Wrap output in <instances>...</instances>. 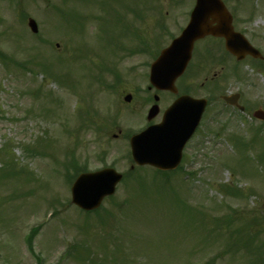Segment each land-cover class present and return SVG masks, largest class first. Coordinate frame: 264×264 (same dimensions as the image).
<instances>
[{
    "label": "rangeland",
    "instance_id": "obj_1",
    "mask_svg": "<svg viewBox=\"0 0 264 264\" xmlns=\"http://www.w3.org/2000/svg\"><path fill=\"white\" fill-rule=\"evenodd\" d=\"M64 1L0 0V50L14 59L0 55V165L12 172L26 166L27 172L0 176V264H36L37 255L40 264H199L211 257L214 264H247L258 258L264 264V126L259 123L242 126L226 122V116L212 123L207 115L188 149L195 158L196 178L177 174L164 182L150 166L136 167L116 194L104 200L103 222L86 218L74 206L66 208L70 183L60 170L71 158L70 150L89 170L113 165L129 173L127 134L146 122L147 95L137 89L147 85L154 51L130 52L138 46L137 39L132 31L119 37L117 20L164 45L178 34L193 0H156V5H150L154 0H67L62 6ZM226 2L238 18L239 8L244 11L243 26L264 46V0ZM130 4L143 13L139 20L128 9ZM53 5L59 8L52 10ZM29 17L37 21V33L30 30ZM160 23L167 27L160 30ZM117 41L126 50L121 52ZM30 58L42 60L34 66L38 76L16 65V60ZM207 59L196 62V71L189 70L183 80L203 95L210 89L203 80L214 71ZM48 66L60 74L47 75L42 70ZM113 69L120 81H115ZM97 73L116 87L108 89L99 78L93 80ZM248 74L253 85L246 86V92L257 103L264 97V81L255 72ZM59 75L68 81L58 80ZM128 93L131 102L124 99ZM254 125L260 132L253 142H225L230 135L250 139ZM39 137L45 139L38 143L36 156L27 147L37 145ZM2 169L0 174L5 173ZM28 171L35 176L30 178ZM229 185L241 187L245 194H228ZM120 204L127 208L117 211ZM57 209L62 212L53 216ZM218 216L224 228L213 221ZM254 218L253 228L260 233L233 252L228 234L241 239L233 230ZM77 246H84L86 256L77 258Z\"/></svg>",
    "mask_w": 264,
    "mask_h": 264
},
{
    "label": "water",
    "instance_id": "obj_2",
    "mask_svg": "<svg viewBox=\"0 0 264 264\" xmlns=\"http://www.w3.org/2000/svg\"><path fill=\"white\" fill-rule=\"evenodd\" d=\"M29 24L34 31L37 29L34 20H30ZM208 33L225 35L228 38V47L235 53H238L239 50L241 52L249 50L245 43L241 41L234 42L235 38L232 33L231 16L221 0H197L188 26L162 52V55L153 64L152 71L154 78L162 81V83L170 82L171 86H173L176 77L186 67L191 56L194 41ZM178 105L182 104L178 103ZM198 106L199 109L195 107L199 112L198 116L194 119V123L198 122L204 101L202 103L200 102ZM155 145L159 146V149H153V151L157 154L162 153L163 150H160V146L163 145L159 143ZM142 152L144 153V151ZM138 155L139 157H136L138 162H151L161 165L158 162L159 160L152 158V155ZM160 159L165 162L163 158ZM120 178L121 174L109 168L95 173L82 174L72 187V200L86 209L94 208L100 204L106 194L114 191L115 185Z\"/></svg>",
    "mask_w": 264,
    "mask_h": 264
},
{
    "label": "flooded vegetation",
    "instance_id": "obj_3",
    "mask_svg": "<svg viewBox=\"0 0 264 264\" xmlns=\"http://www.w3.org/2000/svg\"><path fill=\"white\" fill-rule=\"evenodd\" d=\"M241 25V24H240ZM235 29L242 32L246 33L244 29H241L240 27L234 25ZM221 44H224V39L222 38L220 40ZM257 46V44H255ZM259 46V45H258ZM257 46V47H258ZM201 51V47L198 46L194 50V55L195 52ZM208 56V64L211 65L214 69L213 74L209 78V87H210V97L211 101H215L218 99V97H223L225 95H231L233 96V100L237 104H229L225 101L224 103V111L218 112V110H214L212 114H214V119L221 118L223 116H228V113L236 115V117L239 116L243 117V114L245 116L246 111H252L257 109H264V97L261 98V101L254 103L253 100L248 97L247 92H246V86L251 87L253 85V80L251 78H247L246 76L238 77V72H242V68H244L245 64L247 62H252L253 56L252 55H246L242 60H237L236 56H234L232 53L228 52H216V53H211L210 51L206 53ZM258 60V70L259 74L262 75L263 80H264V54L262 56H259L256 58ZM243 63V64H242ZM239 64V66H238ZM242 64V66H241ZM234 83H238L239 86L237 89L234 90ZM226 86V87H224ZM179 93H183V91H179ZM176 94L174 97L171 94V92H168V94L163 95L160 97V100L163 98H176L178 95ZM238 94V95H235ZM253 120V119H252ZM218 122V121H214Z\"/></svg>",
    "mask_w": 264,
    "mask_h": 264
},
{
    "label": "trees",
    "instance_id": "obj_4",
    "mask_svg": "<svg viewBox=\"0 0 264 264\" xmlns=\"http://www.w3.org/2000/svg\"><path fill=\"white\" fill-rule=\"evenodd\" d=\"M28 239H29V241L31 242V240H32V235H31L30 237H28Z\"/></svg>",
    "mask_w": 264,
    "mask_h": 264
}]
</instances>
